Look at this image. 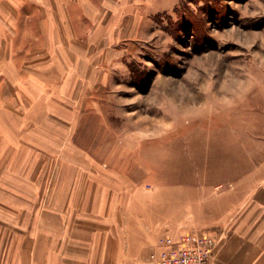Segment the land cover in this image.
Listing matches in <instances>:
<instances>
[{
  "label": "crops",
  "instance_id": "1",
  "mask_svg": "<svg viewBox=\"0 0 264 264\" xmlns=\"http://www.w3.org/2000/svg\"><path fill=\"white\" fill-rule=\"evenodd\" d=\"M175 1L0 0V264H151L160 239L181 234L159 209L165 195L179 209L184 193L153 201L114 149L101 160L78 138L111 66ZM231 185L238 200L209 264H264V160Z\"/></svg>",
  "mask_w": 264,
  "mask_h": 264
},
{
  "label": "rangeland",
  "instance_id": "2",
  "mask_svg": "<svg viewBox=\"0 0 264 264\" xmlns=\"http://www.w3.org/2000/svg\"><path fill=\"white\" fill-rule=\"evenodd\" d=\"M154 20L111 66L79 142L101 160L114 149L153 201L157 189L184 193L175 210L163 198L165 228L175 216L180 233L219 238L238 200L231 184L264 160V0H176ZM189 192L202 227L189 221Z\"/></svg>",
  "mask_w": 264,
  "mask_h": 264
},
{
  "label": "built area",
  "instance_id": "3",
  "mask_svg": "<svg viewBox=\"0 0 264 264\" xmlns=\"http://www.w3.org/2000/svg\"><path fill=\"white\" fill-rule=\"evenodd\" d=\"M219 238L204 231L165 235L150 255L151 264H209Z\"/></svg>",
  "mask_w": 264,
  "mask_h": 264
}]
</instances>
